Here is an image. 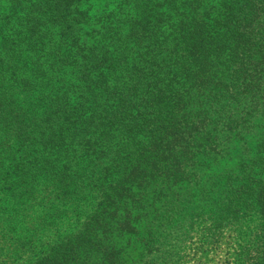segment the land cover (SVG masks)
Returning a JSON list of instances; mask_svg holds the SVG:
<instances>
[{
    "label": "trees",
    "instance_id": "16d2710c",
    "mask_svg": "<svg viewBox=\"0 0 264 264\" xmlns=\"http://www.w3.org/2000/svg\"><path fill=\"white\" fill-rule=\"evenodd\" d=\"M225 227L264 264V0H0V264H178Z\"/></svg>",
    "mask_w": 264,
    "mask_h": 264
},
{
    "label": "rangeland",
    "instance_id": "374dc122",
    "mask_svg": "<svg viewBox=\"0 0 264 264\" xmlns=\"http://www.w3.org/2000/svg\"><path fill=\"white\" fill-rule=\"evenodd\" d=\"M205 225H209V221H207ZM234 237L235 234L232 233V229L229 227H225L218 242L212 248H210L211 251L207 252L206 255L203 254V252L208 250L207 247L210 246L206 243L204 245L197 244L199 240L196 239V244L193 245L192 252L190 251V254L188 253L189 256L187 257V259L178 264H233V250L235 247ZM195 249H197V251H195ZM136 255L137 252L134 253V256ZM141 259L143 264L146 259L145 257L144 259ZM133 260L137 261V258L135 257ZM165 264H167V262Z\"/></svg>",
    "mask_w": 264,
    "mask_h": 264
}]
</instances>
